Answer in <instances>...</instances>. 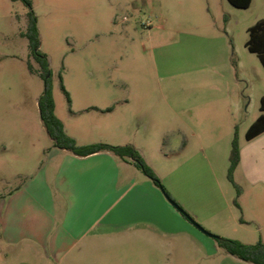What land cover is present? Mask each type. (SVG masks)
<instances>
[{
    "label": "rangeland",
    "instance_id": "obj_1",
    "mask_svg": "<svg viewBox=\"0 0 264 264\" xmlns=\"http://www.w3.org/2000/svg\"><path fill=\"white\" fill-rule=\"evenodd\" d=\"M30 1L65 133L77 145L134 146L183 211L193 199L204 218L210 207L229 220L226 238L264 243V188L245 177L252 169L264 175V133L245 138L264 97V66L245 46L248 28L264 19V0L248 8L227 0ZM28 12L20 0H0V264H58L50 246L26 241L29 222L91 219L99 227L119 213L111 194L104 208L91 194L102 208L86 216L65 192L75 178L73 153L53 146L39 116L44 81L24 36ZM234 134L240 208L227 178ZM130 171L151 183L134 165ZM168 205L167 215L142 211L157 226L138 222L140 238L132 234L137 224L93 228L72 246L84 257L61 264H252L204 234L194 243L191 221Z\"/></svg>",
    "mask_w": 264,
    "mask_h": 264
},
{
    "label": "crops",
    "instance_id": "obj_2",
    "mask_svg": "<svg viewBox=\"0 0 264 264\" xmlns=\"http://www.w3.org/2000/svg\"><path fill=\"white\" fill-rule=\"evenodd\" d=\"M197 154L192 157L201 156L203 158L205 156L203 150L199 152L198 156ZM68 159L73 163L71 169L74 172L75 178L70 177L72 181L70 182L71 188H68L65 192L71 193L70 197L74 205L78 203L81 212H84L88 216L93 210H100L102 208L94 204V200L89 197L91 194L97 193L100 195L98 203L103 205V208L104 205H108L111 194L116 199L119 219L117 221L104 219L99 225L100 228L96 227L91 219H84V221H74L70 218L63 221L39 219L29 222L27 224V231L25 232L26 241L50 246L52 257L58 261V264L76 259L77 257H84L85 254L82 250L76 251V254L72 253V246L79 243L83 236L92 235L93 228L102 229L101 233L103 229L107 230L111 227L126 230L130 224H137L141 220L149 225L157 226L147 216L142 215V211L151 209L154 211L157 208L163 215L171 214L169 202H166L168 200L160 194L157 187L152 182L143 181L139 175L140 173L137 171H130L133 168L131 162L124 161L110 152H99L83 157L73 154V157H68ZM241 164L242 155L240 154V162L235 170ZM245 177L252 186L264 188V175L258 176L257 171H254V169H252V172L247 171ZM196 200L199 203L201 197L198 196ZM193 201L192 199L191 204H184L182 202L181 205L185 211L190 213L195 219H198L208 232L225 236L222 231L230 223L229 220L223 219L217 211L210 207L205 208L207 217L204 218L193 209ZM170 206L172 205L170 204ZM126 210L129 211L127 215L125 214ZM240 223L244 224V222ZM158 225H160L162 231H170L167 228L165 220H161ZM192 225V227H188L186 230L193 236L192 240L194 243L198 245V242H203V237L199 234L204 233L194 224ZM135 227L137 230L132 234L136 235V238H140V226L137 224ZM134 259H140V255H134Z\"/></svg>",
    "mask_w": 264,
    "mask_h": 264
},
{
    "label": "trees",
    "instance_id": "obj_3",
    "mask_svg": "<svg viewBox=\"0 0 264 264\" xmlns=\"http://www.w3.org/2000/svg\"><path fill=\"white\" fill-rule=\"evenodd\" d=\"M20 1H22L29 8L28 27H27V31L24 33V36L28 40L32 55L34 56L35 60L38 62L39 66L41 67V76L44 81V89L38 99L39 116L43 126L46 129L48 136L53 141V146L67 150L73 153L74 155L80 157L88 156L99 152H110L124 161L131 162L157 188H159L162 191L163 195L166 197L167 200L169 199L177 204V202L173 199V197L163 187L155 171L147 164L145 159L142 157V155L134 146L132 145L120 146V145H111L106 143L77 145L75 140L69 137L65 133L62 122L55 115L54 112V98L52 93L51 72L48 68V61L46 55L39 51L38 29H37L36 17L31 8V1L30 0H20ZM227 1L236 8H248L252 3V0H227ZM247 32H248V39L245 43V46L248 49V51L255 53L258 56L262 66H264V19H260L255 24L250 26ZM29 69L32 70V66L29 65ZM61 89L64 92V95L68 100V102H70L69 94L65 90V87L63 85L61 86ZM259 110H260V114L249 126V128L245 133L246 140H252L258 135L264 133V97H261L260 99ZM228 162H229V166L227 171V178L228 181L236 189V199L234 200V205L240 208L237 202V198L240 196V188L235 183L233 178V173L240 162V147L236 134H234V137L231 141ZM180 214L184 218L188 220H192L195 223L192 217H190L188 213H186L185 211L182 210ZM195 224L196 226L202 228L197 223ZM212 238L216 241L217 245L220 248H222L227 254L252 264H264V243H262L261 241H258L255 244H245L238 240L221 237L216 234H213Z\"/></svg>",
    "mask_w": 264,
    "mask_h": 264
},
{
    "label": "water",
    "instance_id": "obj_4",
    "mask_svg": "<svg viewBox=\"0 0 264 264\" xmlns=\"http://www.w3.org/2000/svg\"><path fill=\"white\" fill-rule=\"evenodd\" d=\"M168 202L176 209V210H178L179 212H182V209L175 203V202H173V201H171V200H169L168 199ZM191 221V223L192 224H194L195 226H196V224L192 221V220H190ZM201 232H203L204 234H206V235H208V236H210V237H213V234H210V233H208L207 231H205V230H203L202 228H200V227H198V226H196Z\"/></svg>",
    "mask_w": 264,
    "mask_h": 264
}]
</instances>
